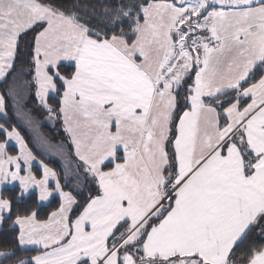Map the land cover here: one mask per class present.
<instances>
[{"label": "snow or ice", "instance_id": "obj_1", "mask_svg": "<svg viewBox=\"0 0 264 264\" xmlns=\"http://www.w3.org/2000/svg\"><path fill=\"white\" fill-rule=\"evenodd\" d=\"M0 264H264V0H0Z\"/></svg>", "mask_w": 264, "mask_h": 264}, {"label": "trees", "instance_id": "obj_2", "mask_svg": "<svg viewBox=\"0 0 264 264\" xmlns=\"http://www.w3.org/2000/svg\"><path fill=\"white\" fill-rule=\"evenodd\" d=\"M45 211H47V209H45ZM43 214V213H42Z\"/></svg>", "mask_w": 264, "mask_h": 264}]
</instances>
